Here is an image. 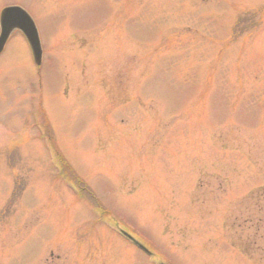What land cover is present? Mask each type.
<instances>
[{"label": "rangeland", "instance_id": "rangeland-1", "mask_svg": "<svg viewBox=\"0 0 264 264\" xmlns=\"http://www.w3.org/2000/svg\"><path fill=\"white\" fill-rule=\"evenodd\" d=\"M9 6L43 62L0 56L2 264H264V0Z\"/></svg>", "mask_w": 264, "mask_h": 264}, {"label": "water", "instance_id": "water-1", "mask_svg": "<svg viewBox=\"0 0 264 264\" xmlns=\"http://www.w3.org/2000/svg\"><path fill=\"white\" fill-rule=\"evenodd\" d=\"M2 32L0 35V55L11 35L16 31H21L32 49L37 65L42 63V49L39 34L33 19L20 7H8L1 14Z\"/></svg>", "mask_w": 264, "mask_h": 264}, {"label": "flooded vegetation", "instance_id": "flooded-vegetation-1", "mask_svg": "<svg viewBox=\"0 0 264 264\" xmlns=\"http://www.w3.org/2000/svg\"><path fill=\"white\" fill-rule=\"evenodd\" d=\"M0 212L2 213V209L0 208ZM15 227H17V226H15ZM23 228H25V226H23ZM2 229H3V221L1 220V217H0V231H2ZM2 237H0V239H1ZM2 247H3V245H2V241H1V243H0V264H2V261H3V252H2ZM45 253H46V250H45V247H44V249H43V253H42V257L45 255ZM49 255H50V253H49Z\"/></svg>", "mask_w": 264, "mask_h": 264}]
</instances>
